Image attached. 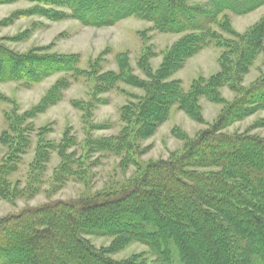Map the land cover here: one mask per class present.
<instances>
[{"label": "trees", "instance_id": "obj_1", "mask_svg": "<svg viewBox=\"0 0 264 264\" xmlns=\"http://www.w3.org/2000/svg\"><path fill=\"white\" fill-rule=\"evenodd\" d=\"M18 1L33 6L15 11L2 23L37 16L103 28L135 18L161 34L182 37L156 70L150 65L153 52L144 48L137 67L145 80L134 74L127 53L116 55L117 71L104 72L100 59L83 69L76 54H53L46 47L20 53L0 43V83L30 87L62 75L34 109L6 115L7 129L0 133V200L35 194L52 153L60 159L51 177L54 189L75 176L84 180L86 160L97 152L123 153L121 165L140 167L117 191L48 202L1 217L0 264H150L143 254L112 258L133 243L147 247L155 257L151 264H264V137L223 132L264 107V75L247 88L241 86L253 62L264 55V17L244 34L236 33L227 17L248 14L264 6V0H0V5ZM28 33L5 39L20 42ZM212 45L221 49L215 74L194 79L187 91L179 80L168 79L188 58ZM79 79L91 83L92 98L85 107L80 101L71 105L85 114L106 103L98 94L120 85L143 94L120 108L122 127L116 137H87L78 158L70 152L78 143L68 130L55 143L32 120L58 104ZM224 87L236 96L230 103L220 95ZM200 98L224 103L217 120L193 139L177 130L174 135L184 141L182 152L139 165L143 150L137 142L152 135L173 106L201 122ZM33 144L26 183L13 184L10 177ZM87 237L111 242L96 248Z\"/></svg>", "mask_w": 264, "mask_h": 264}, {"label": "rangeland", "instance_id": "obj_2", "mask_svg": "<svg viewBox=\"0 0 264 264\" xmlns=\"http://www.w3.org/2000/svg\"><path fill=\"white\" fill-rule=\"evenodd\" d=\"M32 6L33 4L25 1L0 5V43L20 53L46 47L53 54H76L80 56L83 69H87L91 62L100 59L99 62L104 72L117 71L116 55L127 53L134 74L145 80L146 76L137 67L138 58L144 48L148 46L153 52L150 65L153 70H156L161 65L166 51L182 37V35L161 34L153 30L150 23L135 18H128L113 26L103 28L85 27L74 20L48 21L37 16L20 18L12 24L2 23L15 11L28 9ZM227 17L231 28L238 34H244L264 17V6L245 15L228 13ZM26 31L29 33L23 41L9 42L5 39ZM220 53V48L213 45L208 46L188 58L184 66L168 79L179 80L182 88L187 91L194 79L208 78L219 70L218 57ZM262 75H264V55H259L243 77L241 86L249 87ZM60 76L62 75H54L30 87H23L16 82L0 83V133L7 129L5 119L8 113L14 111L23 114L34 109ZM90 85L91 83L84 79L73 80L71 86L64 91L63 98L58 104L49 107L32 120L36 129L42 127L46 129L45 139L55 143H59L64 132L68 130L78 143L77 148H73L70 152L74 150L78 158L80 146L87 137L94 139L116 137L122 127L120 108L143 94L139 89L120 85L118 90L98 94L96 98L103 99L106 103L97 104L92 107L89 113L85 114L84 111L75 109L71 103L80 101L85 107L92 98L89 90ZM219 92L226 103L232 102L236 97L225 87L220 88ZM199 105L201 122L191 119L176 106L171 107L167 120L160 124L152 135L137 142V146L143 150L137 158L139 165L168 160L171 156L182 152L184 141L178 139L174 133L178 130L187 138H195L198 133L207 129L217 120L224 103H212L205 98H200ZM263 118L264 107L255 110L249 117L232 124L223 132L230 135L249 134L264 137ZM83 120L88 121L89 125ZM3 154L4 151L0 148V157ZM33 155L34 144L23 157L18 171L11 175L10 180L13 184L18 182L21 187L25 185ZM123 157V153L114 155L109 152H97L86 160L89 168L86 169L84 180H79L75 176L59 186L60 188L54 189L51 177L59 167L60 159L56 153H52L46 166L47 170L41 176L43 182L41 181L37 192L25 194L14 199L13 202L0 200V218L48 202L76 200L93 197L98 193L117 191L121 187L127 186L140 168L128 164L121 165ZM75 164L74 168L78 169L79 164ZM85 167L84 164L82 168ZM87 238L96 248L106 247L111 242L110 238ZM136 254H143L150 264L155 260L147 247L139 243L127 246L124 250L113 254L112 258L124 260Z\"/></svg>", "mask_w": 264, "mask_h": 264}]
</instances>
